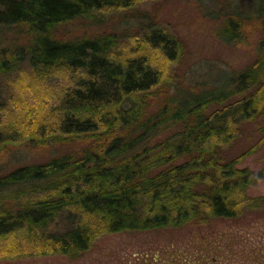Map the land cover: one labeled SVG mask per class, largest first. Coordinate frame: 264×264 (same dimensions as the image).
<instances>
[{"label":"trees","instance_id":"trees-1","mask_svg":"<svg viewBox=\"0 0 264 264\" xmlns=\"http://www.w3.org/2000/svg\"><path fill=\"white\" fill-rule=\"evenodd\" d=\"M141 1L0 0L1 31L22 26L31 35L26 46L0 49V77L32 83L15 86L18 94L0 87V145L94 144L0 176V257L79 258L106 234L235 220L264 207V197L249 194L261 174L237 167L241 158L223 157L243 123L264 114V0H254L252 14L241 15L238 3L218 13L225 14L221 39L228 43L244 38V22L259 20V59L231 74L228 86L165 95L145 120V95L169 83L161 61L181 54L170 31L148 24L128 41L53 35L59 24L99 23ZM11 109L19 114L11 118ZM162 126L181 129L148 143ZM260 131L264 136V125Z\"/></svg>","mask_w":264,"mask_h":264},{"label":"rangeland","instance_id":"rangeland-1","mask_svg":"<svg viewBox=\"0 0 264 264\" xmlns=\"http://www.w3.org/2000/svg\"><path fill=\"white\" fill-rule=\"evenodd\" d=\"M254 0H143L129 9L114 10L94 20L77 19L59 24L54 37L64 40L103 34L116 35L128 41L142 32L143 27L155 25L170 31L181 45V54L174 63L161 61L168 69V84H163L145 96L143 120L163 106L165 95L183 92L199 93L206 88L229 85L230 75L252 66L260 57L262 28L259 20L244 22V38L228 43L221 39L225 32V14L230 5L238 3L239 13H253ZM230 6V7H231ZM31 35L26 27L14 26L1 31L0 49L26 46ZM31 74V73H30ZM48 84L49 90L54 87ZM28 87L24 78L0 77V87L16 93L15 86ZM46 85V84H45ZM29 103V95H23ZM11 118L19 113L11 109ZM22 111V110H21ZM4 116V113H1ZM264 114L241 126L237 137L224 149L226 160L239 159L237 167L261 174L249 189L252 197H264V136L260 131ZM164 127V126H162ZM181 127L158 130L148 143L156 144L177 133ZM124 133L122 135H125ZM93 142L72 139L46 145H0V176L18 167L42 164L66 154H82ZM264 206V205H263ZM0 264H264V207L248 210L238 219L213 218L207 223L189 222L147 231L106 234L98 238L91 249L79 258L63 254L7 258Z\"/></svg>","mask_w":264,"mask_h":264}]
</instances>
